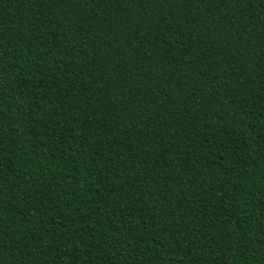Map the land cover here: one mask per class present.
<instances>
[{
	"label": "trees",
	"instance_id": "1",
	"mask_svg": "<svg viewBox=\"0 0 264 264\" xmlns=\"http://www.w3.org/2000/svg\"><path fill=\"white\" fill-rule=\"evenodd\" d=\"M0 264H264V0H0Z\"/></svg>",
	"mask_w": 264,
	"mask_h": 264
}]
</instances>
